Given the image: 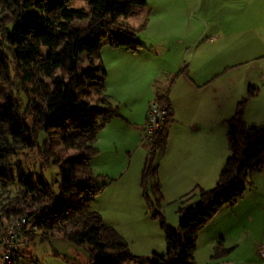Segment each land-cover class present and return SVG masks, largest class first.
I'll return each mask as SVG.
<instances>
[{"label": "trees", "instance_id": "16d2710c", "mask_svg": "<svg viewBox=\"0 0 264 264\" xmlns=\"http://www.w3.org/2000/svg\"><path fill=\"white\" fill-rule=\"evenodd\" d=\"M120 1L91 0L85 12L72 8L69 0H0V86L6 89L0 95V238L12 220L25 216L26 223L15 239L23 243L24 250L35 238L48 241L47 232L56 231L78 246L89 247L87 264H194L198 232L221 208L232 207L242 198L252 185V174L264 171V124L246 126L242 120L246 102L257 90L248 87L224 122L228 156L214 186L208 190L194 187L190 194L196 192L198 202L177 210L175 230L165 225L158 211L162 196L156 176V162L165 151L173 119L166 98H154L166 104V117L145 144L139 185L150 217L159 222L166 252L161 257L130 255L122 237L88 209L106 187L103 177L89 167L96 153L93 144L97 133L118 117L104 90L100 43L106 39L109 48L131 53L143 48L136 34L145 22L132 28L120 19L143 8L145 2ZM83 20L88 21L85 26H71ZM80 52L87 62L81 69L77 67ZM40 134L43 140L37 144ZM36 145H41L38 153L43 165L57 167L58 180L47 183L41 176L35 180L21 176L17 182L8 179L3 169L10 158ZM59 146L72 153L59 158L54 153ZM33 226L36 231L27 233ZM231 251L217 243L209 261L215 263ZM13 252L12 264H19L17 258L25 251Z\"/></svg>", "mask_w": 264, "mask_h": 264}, {"label": "rangeland", "instance_id": "374dc122", "mask_svg": "<svg viewBox=\"0 0 264 264\" xmlns=\"http://www.w3.org/2000/svg\"><path fill=\"white\" fill-rule=\"evenodd\" d=\"M88 1L91 0H69L72 8L82 9L85 12L87 11ZM125 1L126 0H121L120 2L123 3ZM143 1L145 2V6L143 8L134 10L131 15L129 14L130 16L127 19H120V21L129 24L130 26H136L137 22L139 25L144 22L146 24L148 17H153L156 14L153 10V6L157 1ZM212 4L213 2H210L209 0H182V2L177 5L179 19L171 22L166 20L160 22L154 20V18L151 20L150 29L161 28L166 32L168 28H172L173 30L176 29L181 32L180 36L178 35L177 37H174L172 35H168L164 37L160 36L152 38L147 36L146 39L145 34L142 32L143 29L136 34V39L139 42L150 44L149 51L154 54L153 50H155L157 57L155 62L152 63V66L154 67L150 70L147 69L144 73V80L141 78L136 85L134 83L131 85V80H129L126 87L123 88L119 81H116L114 75L109 72L104 83L105 86H107V84L110 85V87H112L115 91L116 95L112 97L113 101L110 100L109 102L111 103L110 106L112 108H116L117 114L125 118H129V114L131 116L136 115L137 105L140 103L139 97L147 86L148 80L146 77L151 75V73H156L160 68H162V71L166 70L171 73L173 70H176L172 68V63L176 64V66L179 63L183 64L181 50L179 53L177 52V56L172 58L175 55V51H178V46L183 44L185 45L188 42L190 43L193 40L192 36L204 29L207 30L204 38L209 40V38L213 35L211 31L214 29L213 22L215 21L216 12H218L221 14V18L223 19L219 23V27L221 29L228 28L227 34H224L223 38L220 39L218 43L225 42L230 43V45L227 46L226 52H221L219 49L215 52L216 64L225 61L223 65L216 66V76L220 77L219 80L222 81V84L226 83V86L233 89L234 95L241 92L239 101L246 96V90L248 87L257 90L256 96L247 100L245 105V109H251V114L246 119L242 120L246 126H250L251 122L255 124L260 122V118L264 114L261 110H257L259 107L264 106V0H221L220 4L217 3L216 5L215 3V6L219 5L216 8ZM230 5L232 7H230ZM236 14L241 17L239 22L240 26H236L237 24H233L231 21L225 19L227 18V15L235 16ZM87 22V20L72 22L71 26H85ZM182 34H185V36ZM176 40L179 41L180 44H176ZM215 46L216 42L212 44L205 43L203 47H213V50H215ZM99 48L100 62L104 65L103 60L107 58L104 51L109 49L106 39L100 43ZM195 48L198 49L199 46ZM194 51L195 50L193 48H190L184 52H186L187 57H189L194 53ZM185 61L187 64V60ZM209 64L211 63L209 62ZM86 66V55L84 52H80L78 54L77 67L81 69ZM169 73L167 74L168 76H170ZM66 78L67 76H65V80H67ZM156 79V83L162 84L165 77H161L160 73ZM5 91L6 89L0 86V95L1 93H5ZM114 91L108 90L110 93H113ZM115 100L116 102H114ZM114 123L120 122L117 121ZM132 131L133 129L131 128L129 132H127L125 128H120V131H116L113 128L109 129L108 133L111 132L113 133V136H115L111 140L112 147H110L109 141L105 140V137L107 136L106 134L103 138H100L95 145L98 150V156L89 161L90 169L92 168V164L96 167L94 171L91 169L94 175L99 172H103L105 169L102 165V160L106 156L114 158L120 163L121 156L123 154L121 152H126L129 156H132V161L136 159L137 156L140 157L141 162H139L142 166L147 147L145 144L141 143V131L138 138H133L134 135ZM220 136L223 137L222 141L226 145L225 131L220 134ZM42 140L43 135L40 134L37 139V144H40ZM135 140L137 148L136 152L132 154L135 149L134 147L136 146H133ZM40 147L41 145H36L31 150H23L21 154L10 158L8 165L3 169L6 177L8 179H12L14 182H17L21 176L26 178L29 177L31 180H35L41 176L47 183H51L54 179L58 180V177L55 176L57 173V167L52 163L49 165H43L41 155L38 153V149ZM224 149L225 152L227 151L228 153L227 146H225ZM113 152H115L116 155H111ZM54 153L60 158L64 153L67 156L72 152L71 150L65 149L63 146H59L54 149ZM218 153L219 150L217 151V154ZM141 156L143 157V161ZM226 156L219 164L221 168L227 158ZM123 164L125 165L126 162ZM140 170L132 164L130 170L127 172L129 175H138L136 191H134V189H132L131 179L130 182L128 179L121 180L122 176L117 181L109 179L111 178L109 176L113 173L107 168L108 175H106L107 177L102 176L103 179L101 180L102 183L103 181L106 182V187L107 185H112H110L109 188L105 189V187V190L103 189L100 191L99 195L96 196L92 202H90L88 209L100 216L104 226L112 228L120 237H122L130 255L134 257L149 258L151 255L155 254L156 256L161 257L166 252V248L163 243V234L160 229L159 222L150 217V213L146 209L145 202H143L141 197V189L139 185ZM249 180H252V175ZM121 186L122 189H120ZM10 192L11 194L14 193L13 187L10 188ZM149 193L150 192L148 191V194ZM247 193L248 192L246 190L243 196L245 203H248L252 198V194ZM194 194L195 197H197L196 192H194ZM149 196L151 197L150 194ZM197 202L198 198H194L189 205H186L188 204L186 200L179 202V204L169 200H162L158 211L163 218L165 225L175 230L177 228L179 218L177 210L193 206ZM238 205L243 206L244 204L239 202ZM246 207H244L243 210ZM229 212L230 211L227 206L221 208L214 215V219H211L209 224L198 232L193 253V261L196 264H211L209 257L212 252H208L209 241L210 239L212 240V238H214L218 233H222L223 236L226 235L227 225L231 223L229 220ZM257 212L258 214H256V220L252 223L246 221L242 222V225L244 226L243 229L241 228L242 225H235V230H232L231 228L229 235L230 239H234L239 246H241V248L244 246L249 247L250 251L246 253V256L250 255L246 260L249 261V264H264V257H261L258 253L260 244L264 242L263 208H261L260 211L257 209ZM47 235L49 238L48 241H43L40 237H37L33 242L29 243L26 250H24V247L22 248L23 243L14 240L13 243L16 244L14 246L12 244L13 249L17 250L21 248V252L25 251L24 255L17 258L18 263L87 264L89 259V247L87 245L78 246L70 240L69 236L65 237L56 231L47 232ZM227 243L230 242L228 241ZM239 251L240 248L236 253H239Z\"/></svg>", "mask_w": 264, "mask_h": 264}, {"label": "crops", "instance_id": "0c3cea01", "mask_svg": "<svg viewBox=\"0 0 264 264\" xmlns=\"http://www.w3.org/2000/svg\"><path fill=\"white\" fill-rule=\"evenodd\" d=\"M156 1L157 2L154 4L155 7L153 6V10L156 14L153 17H148L145 27L142 30L143 34H145V38L147 36L151 38L168 35L174 37H177L178 35L180 36L181 32L176 29L173 30L172 28H168L165 32V30L161 28L150 29V26L153 18L160 22L165 20L171 22L179 19L177 5L181 3L182 0ZM209 1L213 2L212 5H214L215 8L219 6H215V3L216 5L217 3H221V0ZM230 7L232 6L230 5ZM130 15H128V17ZM240 18L241 17L236 14L235 16L227 15V18L225 19L231 21L233 24H237L236 26H240ZM221 20H223L221 14L216 12L215 21L213 22L214 24L212 23L214 25V29L211 31L213 35L209 40L204 38L205 32L207 31L204 29L193 35V40L190 43L188 42L185 45L178 46V51H175V55L172 58L177 56V52L179 53L181 50L183 64L179 63L176 66V64L172 63V68L176 70L169 73V71H162V68H160L156 73H151V75L146 77L148 80L147 86L139 97L140 103L137 105L136 115L131 116L129 114V118H125L118 114V117L111 119L104 128L97 133L93 144L96 153L89 161L98 156V150L95 145L105 134L107 135L105 140L109 141L110 147H112L111 140L115 136H113V133L111 132H109L110 134L108 133V130L111 128L116 131H120V128H125L127 132H129L131 128L133 129V138H138L143 127L144 113L149 102L153 101L157 96H160L166 98L173 119V122L169 124L167 130L165 151L158 159L156 167L157 181L162 200H169L178 204L179 202L186 200L188 203L186 205H189L194 198H198L195 197L194 192L190 194L194 187L208 190L214 186L218 172L221 169L219 164L223 158L228 155L227 151L225 152L224 147L226 145L223 143V137L220 136V134L224 133V131L226 133L224 122L233 115L235 104L239 101L241 94V92H238L234 95L233 89L226 86V83L222 84V81L219 80L220 77L216 76V66L223 65L225 61L216 64L215 52L217 49L221 52H226L227 46L230 45V43L225 42L218 43V41L223 38L224 34H227L228 32V28L221 29L219 27ZM138 25L137 22L136 26L131 27L137 28ZM182 35L185 36V34ZM215 42V50H213V47H203L205 43L212 44ZM141 43L143 48L135 53L122 49L109 48L108 50H105L104 54L107 55V58L103 60L104 65H102L106 72L105 78L109 72L112 73L114 78H116V81L118 80L123 88L126 87L129 80H131V85H133V83L136 85L141 78L144 80V73L147 69L150 70L154 67L152 66V63L155 62L157 54H155V50H153L154 54L149 51L150 44ZM175 43L180 44L177 40ZM197 46H199L198 49L195 48ZM190 48H193L195 51L191 56L187 57V54L184 51H187ZM185 60H187V64L185 63ZM209 62L211 64H209ZM160 73L161 77H165L162 84L156 83V77H158ZM168 73L170 76L167 75ZM104 90L108 97V101L112 100V97L116 95L113 88L108 84L105 86L104 83ZM108 90L114 92L110 93ZM114 102H116V100ZM257 110L264 112V106L259 107ZM250 114L251 109H244L242 119H246ZM117 121L120 123H114ZM262 124H264V114L260 118V122L257 124L253 122L250 123V125L257 126ZM134 145H136V140L133 143V146ZM134 148L132 154L136 152L137 145ZM218 150L219 153L217 154ZM121 153L123 154L120 163L109 156L104 157L102 165L105 169L103 172H96V175L107 177L108 168L113 173L109 176L111 177L109 179L117 181L121 176V180L128 179L130 182L131 179L132 189L136 191L138 175H129L127 172L130 170L132 164L139 170L141 169L140 157L137 156V158L132 161V156H129L128 153ZM111 155H116V153L113 152ZM124 162H126L125 165L123 164ZM91 169L94 171V169H96L95 165L92 164ZM251 184V187L247 189V194H252L251 200H249L248 203H245L243 194L242 198L238 200L234 206L228 207V210L230 211L229 220L231 223L227 225L226 235L223 236L222 233H218L212 238V240L210 239L208 244V252H212L217 243H221L226 248L231 247L232 251L225 258L211 264H249V261H246L250 256H246V253L250 251L249 247L244 246L241 248L234 239H230L229 235L231 228L232 230H235V225H242V222L244 221L252 223L256 220V214H258L257 209L260 211L261 208H263L264 212V171L252 174ZM110 185H107L105 189L109 188ZM120 189H122V186ZM239 202L244 205L239 206ZM244 207L246 208L243 210ZM212 219H214V216ZM243 227L244 226L242 225L241 228L243 229ZM228 241L230 243H227ZM239 248V253H236ZM194 264L196 263L194 262Z\"/></svg>", "mask_w": 264, "mask_h": 264}, {"label": "built area", "instance_id": "2783aa9c", "mask_svg": "<svg viewBox=\"0 0 264 264\" xmlns=\"http://www.w3.org/2000/svg\"><path fill=\"white\" fill-rule=\"evenodd\" d=\"M166 111V104H159L155 99L150 102L144 114V125L140 135L141 143H150L153 135L161 129L166 117ZM31 211H35V208ZM25 223V216L12 220L7 227L6 235L0 238L1 264H12V261L15 258L12 244L16 237L21 234L20 230L23 228ZM35 231L36 228L33 226L26 232L33 233ZM258 253L261 257H264V244L259 246Z\"/></svg>", "mask_w": 264, "mask_h": 264}]
</instances>
